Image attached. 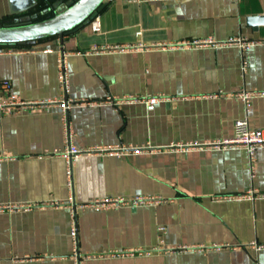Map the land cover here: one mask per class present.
<instances>
[{
    "label": "crops",
    "instance_id": "crops-1",
    "mask_svg": "<svg viewBox=\"0 0 264 264\" xmlns=\"http://www.w3.org/2000/svg\"><path fill=\"white\" fill-rule=\"evenodd\" d=\"M30 2L0 0V22ZM0 52V82L30 102L0 121V264H264V146L212 145L244 116L235 94L264 91V0H113ZM62 100L88 153H67ZM248 115L264 127V95ZM144 195L159 199L85 206Z\"/></svg>",
    "mask_w": 264,
    "mask_h": 264
},
{
    "label": "built area",
    "instance_id": "built-area-1",
    "mask_svg": "<svg viewBox=\"0 0 264 264\" xmlns=\"http://www.w3.org/2000/svg\"><path fill=\"white\" fill-rule=\"evenodd\" d=\"M108 2L113 0H107ZM98 19V17H97ZM240 42L241 47H247L250 43L238 40V43ZM97 51V49H95ZM2 54V52H0ZM241 69L242 72H246L248 70V64L246 63L245 59L243 58L241 61ZM59 82H61V85L63 88L67 87V82L65 78V73L62 69L59 73ZM260 94L264 95V91L260 92H251V91H245L240 90V92L236 93L235 95L238 98H241L244 104V113L241 118H238L234 121V127H233V133L234 136L231 138H224L222 141H216L212 145L214 147H239L244 148L247 153L249 159L252 161L255 157V152L259 149V147L264 146V127L262 128H252L249 125L248 120V112L250 107V101L251 97ZM138 98H130V100L134 101ZM61 101V100H60ZM147 104L148 110H152L154 108L155 99L153 97H146L144 99ZM53 102V101H52ZM61 107H62V124L64 127V132L66 133V141L69 143V148L67 149V153L70 157L73 156H79L84 153H88V150L85 149H79L74 146H71V138L72 133L70 132L69 128V121L67 116V111L69 108V102L66 100H62ZM30 102H27L25 100H21L17 97V95L11 90V83H9L8 80H2L0 82V121L4 119L5 116L14 114L16 112H19L21 108H23L26 105H29ZM159 197L155 196H129V197H122V196H109L106 198L101 199H95L91 202L87 203L85 206L89 207L90 209H97V210H109V209H116L119 207H126L132 206V207H139L144 206V204L150 202V201H157ZM41 204H57L56 202L51 203H41ZM160 230H164L163 227H160ZM75 231L74 229L71 230V236L73 238L75 237ZM75 264H78V261L75 262Z\"/></svg>",
    "mask_w": 264,
    "mask_h": 264
},
{
    "label": "water",
    "instance_id": "water-1",
    "mask_svg": "<svg viewBox=\"0 0 264 264\" xmlns=\"http://www.w3.org/2000/svg\"><path fill=\"white\" fill-rule=\"evenodd\" d=\"M108 3L107 0H31L23 10L38 6V11L33 12L32 15L28 13L18 16L12 19V22H0V45L30 44L37 39L53 37V35H58L60 38L70 35L96 19ZM45 12L53 14L33 22L35 14Z\"/></svg>",
    "mask_w": 264,
    "mask_h": 264
},
{
    "label": "trees",
    "instance_id": "trees-1",
    "mask_svg": "<svg viewBox=\"0 0 264 264\" xmlns=\"http://www.w3.org/2000/svg\"><path fill=\"white\" fill-rule=\"evenodd\" d=\"M50 13V12H49ZM52 14L53 13H51L50 15H47V16H45V17H42L41 19L39 18V17H35V18H33L32 20H33V22H35V21H38V20H42V19H44V18H47V17H50V16H52ZM4 22V21H3ZM5 22H12V21H5Z\"/></svg>",
    "mask_w": 264,
    "mask_h": 264
}]
</instances>
